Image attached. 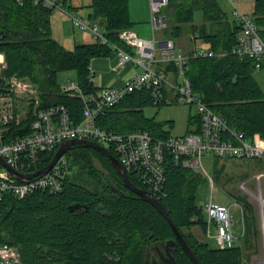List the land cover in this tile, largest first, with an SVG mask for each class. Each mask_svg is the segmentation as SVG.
Instances as JSON below:
<instances>
[{
    "label": "trees",
    "instance_id": "trees-1",
    "mask_svg": "<svg viewBox=\"0 0 264 264\" xmlns=\"http://www.w3.org/2000/svg\"><path fill=\"white\" fill-rule=\"evenodd\" d=\"M85 7L89 9L88 18L104 25L111 44L95 40L76 43L74 50H68L53 36V9L32 0L23 3L0 0V52L6 54L8 63L5 74L29 78L40 89L41 107L65 105L75 124L83 118V101L77 93L61 87L58 73L75 69L77 82L84 91L95 92L98 88L92 81L91 61L109 55L114 49L112 44L130 50L120 39V32L135 25L130 0H90L83 7L71 4L68 8L75 12ZM199 9L203 10L204 21L193 24ZM163 12L168 18L163 29L165 37L173 38L176 43L186 37V46L182 47L189 55L185 75L194 92L223 115L231 127L249 137L256 133L264 137V89L255 76L256 61L232 52L237 44L238 20L230 18L219 0H169ZM252 16L264 38V0L254 1ZM191 36L203 39L217 54L194 56L195 39ZM164 70L178 80L175 62H168ZM162 105L154 102L151 89L136 90L105 110L96 123L118 133L142 129L155 138H169L172 134L165 129L166 123L145 114V108ZM196 118L200 120L198 115ZM32 119L31 115L13 125L9 134L30 132ZM167 124L175 127L173 120ZM198 131L200 122L188 133ZM56 150L43 152L31 170L46 166ZM109 150L117 156L112 147ZM67 155L77 169L67 176L61 191H39L24 198L4 195L0 242L18 246L22 264H146L151 246L176 239L167 218L125 186L108 157L83 145L71 148ZM96 160L102 163L103 171L97 167ZM183 160L184 157L176 158L166 151L165 195L158 199L201 264H249L245 258L249 260L251 251H257L251 243L259 233L254 228V219L244 246L213 247L192 230L199 225L205 232L207 226L204 206L196 201L203 176L185 166ZM225 167L222 164L215 171L216 181L219 182ZM128 175L135 185L144 188L133 172ZM236 198L244 210H253L246 196ZM76 202L86 204L87 208L70 211L68 206ZM173 255L177 264H193L179 243L173 247Z\"/></svg>",
    "mask_w": 264,
    "mask_h": 264
},
{
    "label": "built area",
    "instance_id": "built-area-1",
    "mask_svg": "<svg viewBox=\"0 0 264 264\" xmlns=\"http://www.w3.org/2000/svg\"><path fill=\"white\" fill-rule=\"evenodd\" d=\"M24 0H17L23 3ZM35 4L54 11L60 10L71 19L73 25L89 32L101 43L111 44L106 30L99 20L77 15L66 5V0H32ZM234 7V15L240 20L236 33L237 44L232 52L240 58H253L256 68L264 66V38L252 15L240 10L239 2L255 0H228ZM169 0H149L153 37L141 36L134 28L120 32V39L131 49L112 44L118 52L117 67L127 68L129 62L141 70L131 71L121 86H103L95 92H85L76 82L64 86V90L77 93L83 101V118L75 124L69 109L65 105L41 107V93L38 86L28 79H17L15 75L5 74L8 67L6 54L0 52V81L5 89H0V219L2 201L6 193L18 198L30 196L35 192H59L71 174L69 161L65 154L45 174L29 180L18 179L2 162L4 160L15 171L31 173V170L43 152L58 149L63 141L70 139H89L109 149L112 147L121 164L128 172H133L148 193L157 198L165 195L166 173L164 167L166 151L176 158L184 157L183 164L201 173L204 167L203 157L207 154L219 158L264 161V137L259 133L247 136L244 132L230 126L227 119L210 108L193 90L190 79L185 75V64L189 55L177 50L173 38H157V32L167 26L168 18L163 12ZM195 39L194 56L211 57L217 53L203 39ZM175 62L178 68V80L156 64ZM92 69V67H90ZM92 71V70H91ZM149 88L156 104L182 102L196 105L200 119V131L172 135L169 138H155L149 131L135 130L118 133L105 129L96 123L99 115L120 102L127 94ZM25 101L22 106L20 100ZM33 116L30 132L11 136L13 125H18ZM260 175H264L260 174ZM213 184L212 177L209 175ZM259 177V176H258ZM247 192L258 196L247 188ZM260 198V197H259ZM264 210V198L259 199ZM207 235L217 241L219 248L236 246L231 205L216 201L212 196L206 203ZM214 229V232H213ZM0 264H22L18 246L0 242Z\"/></svg>",
    "mask_w": 264,
    "mask_h": 264
},
{
    "label": "rangeland",
    "instance_id": "rangeland-1",
    "mask_svg": "<svg viewBox=\"0 0 264 264\" xmlns=\"http://www.w3.org/2000/svg\"><path fill=\"white\" fill-rule=\"evenodd\" d=\"M219 1L222 4L223 8L228 12L230 18H236L234 15L233 5L228 0ZM89 2L90 0H70V3L80 7H83V5L88 4ZM237 6L243 12H246L249 15H253L254 1L239 2L237 3ZM88 12L89 9L86 7L80 8L79 10L75 11L77 15H87ZM130 12L131 17L135 22L134 29L143 37H153L149 0H130ZM62 14V11L55 10L53 17H57V19L60 20L62 18ZM237 20L240 23V20ZM203 21V10H196L193 24H201ZM64 28L67 30V32H70V34H72L74 30L77 34H82L86 32L80 29L79 27L73 25L71 19H66L64 21ZM164 37V31L157 32L158 39ZM90 39H93L95 41L93 37ZM185 40L186 37L177 40L176 49L178 51L182 50V47L186 46ZM102 59H104L105 61H100L98 66L99 68H97L98 73H104L107 78H110V76L114 74L117 75L115 72L113 73L112 71H110L111 65H108V59L104 58V56ZM15 76L21 79V77H19L18 75L15 74ZM255 76L264 89V67L257 69L255 72ZM77 79V71L75 69L60 71L58 73V82L61 87L66 86L70 82H76ZM4 87V83L0 81V89H3ZM20 100L22 102V106L25 105V101L22 100L21 97ZM145 114L148 117L156 118L157 121L165 122V129L170 130L172 135H183L185 133H188V130L193 126L192 123L195 122L197 116V107L196 105L175 102L169 105L163 104L161 107L149 106L145 108ZM169 120L174 121V128H171L169 124H167V121ZM189 120H191V124H189ZM65 156L69 161V168L72 174L74 171H76L77 168L72 163V161L69 160L71 158L70 155L68 156L66 153ZM231 159L233 158H219L215 155L210 154H207L203 157L204 167L207 170L208 174H206L203 170L201 171L203 181L201 182L197 190L196 201L198 205H202L205 207L206 203L210 200L212 196L216 201L231 204L232 219L234 222L233 229L235 235L237 236L236 245L244 246L245 240L244 238H241V235L244 233L246 228L250 229L252 227V222L254 219L255 226L259 231V236L251 240V243L256 245L257 251L252 250L250 259L247 260V258H245V261L249 264H264V223L262 220V209L260 207L259 201L261 196L264 198V175H260L264 173V161ZM222 164H226V167L224 168L223 173L220 176V180L218 182L215 180V171ZM96 165L101 171L104 170V167L102 166V163L99 160H96ZM209 175L213 177L212 180L214 179L213 184ZM247 188L252 190L258 196H253L249 194L247 192ZM237 195L246 196L248 201L251 202L253 210H244V208H242L241 210V207L243 206L238 203L236 198ZM192 230L198 238L202 240H207L209 244L213 247H218L216 239L208 236L206 230L205 232H203L202 227H200L199 225H195Z\"/></svg>",
    "mask_w": 264,
    "mask_h": 264
},
{
    "label": "water",
    "instance_id": "water-1",
    "mask_svg": "<svg viewBox=\"0 0 264 264\" xmlns=\"http://www.w3.org/2000/svg\"><path fill=\"white\" fill-rule=\"evenodd\" d=\"M78 145H83L84 147L94 148V149L100 151L106 157H108L111 164L114 166V168L116 169L118 174L121 176L125 186L127 188H129L130 190H132L133 192H135L137 195H139L143 200H146L149 203H151L152 205H154L167 218V220L169 221L170 225L172 226V228L175 232L176 239L169 240L165 244L166 245V254H164V252L161 250V247L159 245L157 246L158 253L161 256L162 261H164V264H177L175 256L173 255V252H172L173 247L177 243L181 244V246L183 247L186 254L192 260L193 264H201L200 261L198 260L197 256L195 255L193 249L191 248V246L187 243V241L185 240V238L182 235V233L180 232V230L174 224V222L171 219L168 211L165 209V207L163 206L161 201L158 198H156L154 195L148 193L147 190H145L144 188H140L139 186L135 185L131 181V179L129 178L127 171L125 170V168L121 164L118 157L115 156L104 145H102L96 141L89 140V139H70V140L63 141L60 144V146L58 147V149L56 150L51 161L46 166H44V167H42V168H40L34 172H31V173H22L19 171H15L8 164H6V162L4 160H2V162L18 179L26 181V180H29V179L35 177V176H41V175L45 174L46 172H48L54 166V164L58 161V159L61 156L66 154L71 148L78 146ZM68 208L70 211H75V210H80L82 208H87V205L82 204L80 202H76V203L70 204L68 206ZM168 247H171V249H169ZM150 253H151V251H149V254L146 257V264H150V260H149L150 259ZM151 264H158L157 258H154L151 261Z\"/></svg>",
    "mask_w": 264,
    "mask_h": 264
},
{
    "label": "crops",
    "instance_id": "crops-1",
    "mask_svg": "<svg viewBox=\"0 0 264 264\" xmlns=\"http://www.w3.org/2000/svg\"><path fill=\"white\" fill-rule=\"evenodd\" d=\"M71 4L72 3H70V0L66 1L67 7H69ZM83 16H86V15H83ZM66 19H69V18L67 16H65L64 14H62V18L60 20H58L57 17L56 18H54V17L52 18L53 36L66 49L74 50V47H75L76 43H88V42H93L94 41L93 39L92 40L90 39V38H92V35L89 32H84L82 34H77L75 30L73 31L72 34H70V32H67V30L64 28V21ZM86 33H89L90 35L86 34ZM102 58L103 57H98V58L96 57V58H94L91 61V67H92V72H93L92 81H93L94 86L97 87V88H100V87H103V86H107V85L121 86V85L124 84L125 78L128 75V73H130L131 71H134V69L141 70V68H139L137 66H134L133 62H129L127 64V68L126 69L120 70L117 67V64H118V52L115 49H113V51L109 55L104 56V58H107L108 61H109L108 65H111L110 71H112L113 73L115 72L117 75L114 74V75L110 76V78H107V76L104 75V73H98V70H97V68H99L98 66H99L100 61H102V62L105 61ZM165 65H167V64H163L162 62H159V63L156 64L157 67H163V68H164ZM199 122H200V120H197V118H196L195 122L192 123L193 126L190 128V130H195L196 126H197V124ZM228 204H230V203H228ZM242 208L243 207H241V210H242ZM263 212H264V210H262V220H263V223H264ZM206 219L208 220V218H206ZM254 228H256L255 224H254ZM206 231H207V226H206ZM247 231H248V229L246 228L244 233L241 235V238H244V240H246L245 236H246ZM257 231H258V229H257ZM258 236H259V233H258L257 237ZM257 237H255V238H257ZM255 238H252L251 240H253ZM245 243H246V241H245ZM245 243H244V245H245ZM241 246H243V245H241Z\"/></svg>",
    "mask_w": 264,
    "mask_h": 264
},
{
    "label": "flooded vegetation",
    "instance_id": "flooded-vegetation-1",
    "mask_svg": "<svg viewBox=\"0 0 264 264\" xmlns=\"http://www.w3.org/2000/svg\"><path fill=\"white\" fill-rule=\"evenodd\" d=\"M166 243H161L159 245L161 247V250L164 252V254H166V245H165ZM168 248L171 249V247H168ZM149 251H151V253H150V259H149L150 260V264H151V261L154 258H157L158 264H164V261H162L161 256L158 253L157 246H151L150 249L148 250L147 255L149 254ZM172 252H173V250H172Z\"/></svg>",
    "mask_w": 264,
    "mask_h": 264
},
{
    "label": "bare ground",
    "instance_id": "bare-ground-1",
    "mask_svg": "<svg viewBox=\"0 0 264 264\" xmlns=\"http://www.w3.org/2000/svg\"><path fill=\"white\" fill-rule=\"evenodd\" d=\"M16 77V76H15ZM17 78V77H16ZM17 79H19V78H17Z\"/></svg>",
    "mask_w": 264,
    "mask_h": 264
}]
</instances>
